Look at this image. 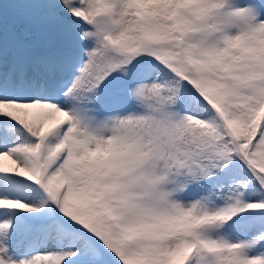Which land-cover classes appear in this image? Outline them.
Listing matches in <instances>:
<instances>
[{
	"label": "snow or ice",
	"instance_id": "obj_1",
	"mask_svg": "<svg viewBox=\"0 0 264 264\" xmlns=\"http://www.w3.org/2000/svg\"><path fill=\"white\" fill-rule=\"evenodd\" d=\"M0 264H264V0H0Z\"/></svg>",
	"mask_w": 264,
	"mask_h": 264
}]
</instances>
